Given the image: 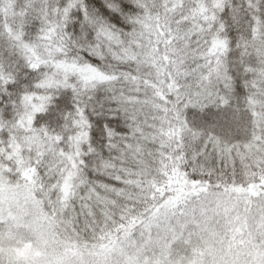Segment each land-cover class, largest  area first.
Returning a JSON list of instances; mask_svg holds the SVG:
<instances>
[{
	"label": "snow or ice",
	"instance_id": "1",
	"mask_svg": "<svg viewBox=\"0 0 264 264\" xmlns=\"http://www.w3.org/2000/svg\"><path fill=\"white\" fill-rule=\"evenodd\" d=\"M199 6V0H50L26 5L18 25H9L0 0V45L8 53L0 55V91L10 97V112L0 110L9 136L0 148L11 151L10 134L31 111L29 97L32 103L46 97L33 127L59 137H50L48 151L30 153L31 183L15 170L3 173L29 194L0 201V264H110L91 253L111 235L119 237L121 225L147 219L151 209L132 197L149 184L158 162L167 163L149 144L183 141L175 155L193 160L180 166L207 167L188 178L210 183L213 159L253 143L264 148V45L249 43L255 18L264 25V3L204 0L215 18L197 49L203 65L195 56L189 63L191 41L176 26L177 8L183 15ZM212 39H226L239 68L249 49L258 50L253 78L241 83L222 67L228 63L223 56L209 62ZM161 54L170 61L168 87L159 86ZM49 80L51 87L44 84ZM53 112L54 129L47 123ZM252 180L259 182L255 175ZM26 246L40 255H22Z\"/></svg>",
	"mask_w": 264,
	"mask_h": 264
},
{
	"label": "trees",
	"instance_id": "2",
	"mask_svg": "<svg viewBox=\"0 0 264 264\" xmlns=\"http://www.w3.org/2000/svg\"><path fill=\"white\" fill-rule=\"evenodd\" d=\"M7 7V21L9 25H18L21 17L19 14L25 10V6L32 3H48L50 0H3ZM150 3L153 0H149ZM193 0H176V4L180 5L191 4ZM217 3L221 0H216ZM229 4L235 2L239 3L240 0H227ZM249 3L259 4L264 3V0H247ZM200 6L193 8L190 13L181 15L180 9L176 11V26L181 29V35H187L188 40L191 41V48L188 52L189 63H191V57L195 56L200 59L201 64L205 63L204 55L199 53L197 49L200 44L203 43L202 35L203 30L211 28L209 23L215 17L214 14L204 6V0H199ZM4 20V15L0 14V23ZM255 24L251 30L250 41L255 42L257 45H264V25L261 24L259 17L255 18ZM231 23V21H229ZM157 31L159 28L157 27ZM200 34V35H198ZM198 41L200 43H198ZM188 41H185L187 46ZM163 47V45L161 46ZM251 55L245 56L244 59L247 63L243 68H239V61L236 64L233 63V58L228 55V48L226 39H212L207 47L205 55L208 61L215 64L218 57L223 56L227 61V71H230L233 76H236L238 80L243 82V79L253 78V70L259 69L261 57L258 55V50L249 49ZM0 55L7 57L8 53L0 45ZM34 58L37 62L43 63L39 56ZM163 61V64L159 68V86L168 87L172 81L169 80L168 84L164 83V77L169 76L167 65L170 63L167 56L161 54L158 58ZM150 83V82H149ZM45 86L51 87L52 81H45ZM176 87H179L178 85ZM161 99H164L161 94ZM37 103H32V98L27 99V103L31 105V111L23 116L22 119L17 120L15 125V133L10 134L11 143L8 147L11 151H4L0 148V154L3 159H0V170L2 174L4 172H19L22 178H27L31 183V177L34 175V168L27 166L30 153L36 152V155H40L42 152H46L51 148L50 137L59 139L55 133L49 131H43V135L36 128L33 127L34 115L37 112L45 111L46 97L36 96ZM5 108L10 112V97L5 95L3 91H0V110ZM254 118L257 117L254 113ZM56 113L50 114L47 121L51 128H55ZM6 129L0 124V141L6 140L9 136H6ZM87 136V133H84ZM79 139V135L76 137ZM177 138V143L168 145L157 144L155 146L149 144L148 147L151 151L156 152L157 155L163 156L164 161L167 163L158 162L157 168L153 169L154 175L149 178V184L144 186H138L139 191L132 199L136 204H142L151 209L147 219H143V216L134 220L136 227L129 223L127 227L121 225L122 231L117 237L115 234L109 237V240L104 241L103 245L91 255L99 260L107 259L110 263L119 262L117 257L125 258V253L122 250L123 243L131 236L137 234L139 231L151 226L153 223L163 217L165 212L173 207L181 206L186 201L194 199L192 202H198L200 198H205L210 195H227L231 199L236 200L239 198L244 199L246 204L250 207L254 205L256 200H260L264 197V148H261L259 144L253 143L250 146H243V151L240 148H236L219 159H213L211 167L214 168L215 174L211 177V183L208 177H201L196 180H191L188 177L193 172L208 171L207 167H192L188 166L187 171L180 165H188L193 160V157L184 158V153H180L176 156L179 146L183 144ZM167 148V151L163 149ZM255 175L259 182L253 181L252 176ZM4 176V175H3ZM8 185L17 186L10 182L7 176H4ZM27 195V191H24ZM147 201H151V204H147ZM134 207V204H129V208ZM143 212V208L141 209ZM143 221V223H141ZM73 254H79L78 251Z\"/></svg>",
	"mask_w": 264,
	"mask_h": 264
},
{
	"label": "rangeland",
	"instance_id": "3",
	"mask_svg": "<svg viewBox=\"0 0 264 264\" xmlns=\"http://www.w3.org/2000/svg\"><path fill=\"white\" fill-rule=\"evenodd\" d=\"M255 115L261 119L260 112ZM26 195L9 186L0 170V201L14 203ZM198 200L170 208L129 237L122 245L125 258L110 264H264V197L252 207L223 194ZM21 254L40 255L27 246Z\"/></svg>",
	"mask_w": 264,
	"mask_h": 264
}]
</instances>
